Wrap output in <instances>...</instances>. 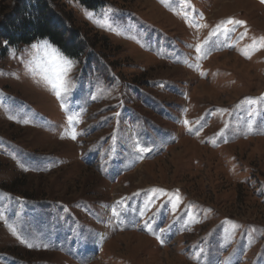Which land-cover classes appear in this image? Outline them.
Returning a JSON list of instances; mask_svg holds the SVG:
<instances>
[{
  "label": "rangeland",
  "instance_id": "1",
  "mask_svg": "<svg viewBox=\"0 0 264 264\" xmlns=\"http://www.w3.org/2000/svg\"><path fill=\"white\" fill-rule=\"evenodd\" d=\"M109 1L0 52V264H264V0Z\"/></svg>",
  "mask_w": 264,
  "mask_h": 264
},
{
  "label": "trees",
  "instance_id": "2",
  "mask_svg": "<svg viewBox=\"0 0 264 264\" xmlns=\"http://www.w3.org/2000/svg\"><path fill=\"white\" fill-rule=\"evenodd\" d=\"M12 0L0 7V52L19 48L39 40H48L69 58L86 62V68L105 56L96 53L95 44L73 26L67 7L77 3L87 10L98 11L109 0ZM66 13V14H65Z\"/></svg>",
  "mask_w": 264,
  "mask_h": 264
},
{
  "label": "snow or ice",
  "instance_id": "3",
  "mask_svg": "<svg viewBox=\"0 0 264 264\" xmlns=\"http://www.w3.org/2000/svg\"><path fill=\"white\" fill-rule=\"evenodd\" d=\"M244 23H245L244 21L233 20L231 18L227 21V24H233V25L244 24ZM261 40L264 41V38H261ZM261 46L264 47V43H262ZM33 47L35 48L36 46L34 45ZM200 51H201V46H197V52ZM52 52H53V59L57 62L58 65H60V67L56 71L54 80H50L49 83L56 90V95L61 96L62 94H66L69 91L70 82L67 80V72L70 70L72 66V62L68 61L66 58L61 57L58 53H55V50H52ZM258 99L264 100V96ZM69 120L71 121L72 117H69ZM185 123H187V121H185ZM73 138H75V133H73ZM139 150L143 151L144 149H139ZM156 191H160V190H156ZM161 243H163V241H161Z\"/></svg>",
  "mask_w": 264,
  "mask_h": 264
}]
</instances>
